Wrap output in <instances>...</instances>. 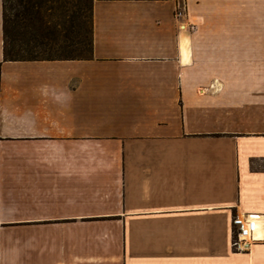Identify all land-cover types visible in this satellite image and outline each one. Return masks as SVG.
<instances>
[{"label":"crops","instance_id":"1","mask_svg":"<svg viewBox=\"0 0 264 264\" xmlns=\"http://www.w3.org/2000/svg\"><path fill=\"white\" fill-rule=\"evenodd\" d=\"M225 5L93 0L90 59L5 62L0 0V264H264V0Z\"/></svg>","mask_w":264,"mask_h":264},{"label":"trees","instance_id":"2","mask_svg":"<svg viewBox=\"0 0 264 264\" xmlns=\"http://www.w3.org/2000/svg\"><path fill=\"white\" fill-rule=\"evenodd\" d=\"M2 4L5 62L92 57L93 0H2ZM56 46H62L63 55H50Z\"/></svg>","mask_w":264,"mask_h":264},{"label":"rangeland","instance_id":"3","mask_svg":"<svg viewBox=\"0 0 264 264\" xmlns=\"http://www.w3.org/2000/svg\"><path fill=\"white\" fill-rule=\"evenodd\" d=\"M228 10V6L225 5V0H210V24H223L224 14ZM60 14V13H59ZM62 30V28H60ZM62 32V31H61ZM55 47L50 55L60 56L64 54L62 46ZM47 55V54H46ZM49 55V54H48Z\"/></svg>","mask_w":264,"mask_h":264},{"label":"built area","instance_id":"4","mask_svg":"<svg viewBox=\"0 0 264 264\" xmlns=\"http://www.w3.org/2000/svg\"><path fill=\"white\" fill-rule=\"evenodd\" d=\"M233 225L235 227L234 232L239 240L238 242L250 244L255 240L252 234L251 222L246 217H236L233 220Z\"/></svg>","mask_w":264,"mask_h":264}]
</instances>
